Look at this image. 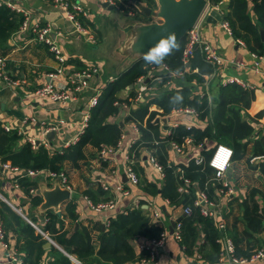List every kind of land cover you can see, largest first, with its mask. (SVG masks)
I'll return each instance as SVG.
<instances>
[{"label": "crops", "instance_id": "0c3cea01", "mask_svg": "<svg viewBox=\"0 0 264 264\" xmlns=\"http://www.w3.org/2000/svg\"><path fill=\"white\" fill-rule=\"evenodd\" d=\"M0 1L3 2L0 6L5 5L21 14L19 9H27L32 23H50L52 26L56 34L55 37L62 45L67 57L64 74L50 79L56 87L67 84L66 76L71 69L84 68L93 64L99 67V73L92 76L89 86L84 88L76 98L56 101L37 96L33 93L34 88L49 80L45 73L56 66V61L47 45L43 42L33 41L30 32H24L21 36L11 35L7 39L9 47L5 52L7 57L5 70L6 72L7 70L18 72L19 76L17 77L20 78V83L12 86L0 78V122L21 127L24 131L21 133L14 129L20 135L17 145L27 141L28 134H33L41 139L44 124L48 122L60 126V132L55 133L51 139L52 148H60L66 140L70 141L69 144L76 142L88 124L87 121L86 126L82 129L85 114L88 111L91 114L92 109L97 105L91 108L88 106V101L94 92L98 89L102 92L122 72L144 59V56L134 55L129 51V45L136 33L135 26L144 22L162 20L156 14L157 0H123L121 2L123 9L117 10L104 5V2L100 0H67L81 4L88 12L86 16L80 14L79 19L95 34L96 41H92L84 33L74 30L73 23L64 16L61 7L55 5L51 0ZM8 1L12 6H8L6 3ZM139 2L151 6L154 12L150 15L146 14L138 8ZM212 4V10H217L224 19L226 13L231 12L229 0H220L218 3ZM131 11L132 14H130ZM248 11L254 19L256 15L251 0H248ZM208 15L201 22L202 36L218 54L225 58V61L216 66L214 72L205 74L204 81L200 82L189 81L182 71H178L172 74L167 82L162 83L161 76L167 72L161 66L163 62L159 65H152L147 75L142 77V84L146 87L142 91V98H138L137 95L132 98L129 105L126 102L120 103V111L112 117L123 128L122 137L117 147L107 146L98 150L93 144L88 143L85 146L86 156L79 160L78 166L72 165L69 160L63 161V168L67 169L69 187L63 184L60 186L70 190V197L61 202L58 207L45 210L39 207L43 197L38 191L42 188L52 187L56 183V179L44 174L33 177L37 183L34 193L38 192L41 196V202L38 205H33L27 192L14 182L17 174L2 169L0 164V219L5 229L4 244L0 243V264H18L9 256L12 249L17 251L16 254L19 257L25 253L21 246L25 247L26 245L27 247L29 235L24 229V221L34 228L35 233H41L44 238L41 245L43 252L38 257V264H83L76 255L69 253L57 241L58 236L69 238L80 231L87 232L94 245V253L88 256L90 264H113L103 260L98 254L100 235L108 229L111 218L116 217L120 212L126 213L133 207L143 208L151 220L162 224L169 231V235L163 245L152 248V259L137 258L123 264H264V258L244 263L233 262L229 257L208 258L205 254L212 253L213 249L208 243L205 246L202 245L204 235L198 237L192 250L188 252L181 240L170 234L173 222H178L177 219L181 220L187 213L183 205L172 204L159 192L150 193L142 188V181L156 183L160 189L164 183V175L148 160L151 148L141 147L139 157L131 155L139 173L140 182L131 184L126 177L125 166L131 159L129 155L132 145L143 138V130L139 127L138 121L147 127L148 118L146 114L143 121H140L128 118L127 115L133 109L149 104V111H159L154 122L158 124L159 131L163 135L169 134L172 128L181 124L186 126L192 124L201 131L207 132L203 141L186 145L182 151L174 148L172 142L169 143L167 159L170 163L187 164L195 157L198 148L203 159L206 160L202 152L203 146L213 150L219 142L229 144L233 148L232 162L226 172L225 179L233 185L234 191L230 195L224 196L217 190L214 200L217 213L215 219H223L230 233L237 232L242 237L241 246L264 244V229L254 235L247 233V223L244 217L247 203L250 205L258 203L261 211L264 212V165H262L264 154L260 153L264 149V56L256 58L252 54L254 51L257 52L256 49L252 48L246 39L243 38L245 44L237 42L238 37L233 33L231 25V31H228L223 26L222 20L210 21ZM128 25L131 27L132 33L129 31ZM259 33L262 42H264L263 26H259ZM254 39L252 37L253 42H255ZM255 47H259V44H255ZM124 51H128V55ZM233 60L244 61L246 67L237 66ZM234 76L240 80L228 81L229 77ZM133 83L132 87H130V83L126 88L121 89L118 95L121 98H126L131 89L139 94L141 91L138 86L139 81ZM186 84L194 85L195 94L207 97L210 107L205 117L201 116L194 107L192 108L195 111L192 112L177 111L179 108H176L169 113H163V108L158 103L150 102L153 98H161L168 91ZM229 84H237L247 89L250 96L247 106L244 105L246 98L238 101L236 108H239V121L242 124L234 123L235 130L231 143H228L224 136L218 137L220 129L229 122L224 119H216L223 97V88ZM223 116H230V111L227 109ZM157 118L160 120L157 121ZM165 118H167V122L163 121ZM239 143L247 144V153L241 157L236 156L234 150L235 146L240 145ZM31 147L36 148L37 146L31 145ZM254 148L259 154L251 159L249 155ZM193 185L198 194L200 190L196 184ZM101 187L106 192L104 196L111 194L116 199L115 207L97 211L91 206L92 200L86 191L91 190L93 195L99 197ZM34 193L29 192V194ZM69 200L76 204V217H72L66 209ZM46 210H50L56 217L54 223L45 232L41 226L46 222ZM155 211L159 213V217L154 216ZM17 214L21 216L23 222L17 220ZM228 232L226 230L230 236ZM48 238L52 243H47ZM129 242L135 254L140 257L142 250L145 249L142 247V243H146L147 238L141 235L133 236ZM32 247L35 248V244H32ZM147 251L151 253L150 250ZM35 255L34 250L32 257ZM64 257H67L68 260Z\"/></svg>", "mask_w": 264, "mask_h": 264}, {"label": "trees", "instance_id": "16d2710c", "mask_svg": "<svg viewBox=\"0 0 264 264\" xmlns=\"http://www.w3.org/2000/svg\"><path fill=\"white\" fill-rule=\"evenodd\" d=\"M219 1L211 0L212 3H218ZM251 1L256 15L254 19L248 11V0H229L231 12L226 13L225 19L229 21L233 33L238 38L242 37V39H246L248 44L256 49L258 53H264V42H262L259 33V26L264 27V0ZM22 19L23 15L21 13L5 5L0 6V56H5V63L7 61L5 52L9 47L7 39L18 28ZM252 37L256 39H254L255 42L252 41ZM185 41L186 36L171 54L164 59L163 62L167 63L170 69L162 74V83L167 82L171 75L178 71H182L187 80H195L197 82L204 81L205 74H210L215 71L217 65L205 58L204 51L200 45L195 46L189 62L185 63L182 60ZM255 44H259V47H255ZM152 65L156 64H148L144 59H141L133 64L131 68L122 72L114 81H111L102 90L97 105L91 111L84 132L74 143L61 146L57 149H49L42 143H39L36 148H32L27 141L17 145L20 135L15 130L5 131L0 124V162L8 161L12 165L19 166L23 169L46 168L56 173L63 172L68 182L67 169L63 168V161L69 160L72 165L78 166L79 160L86 156V144L91 143L98 150L107 146L112 148L117 147L122 137L123 128L112 117L120 111V103L126 102L129 105L131 104L132 98L138 95L134 89L129 91V96L126 98H121L118 93L121 89L126 88L128 84L137 82L140 77L146 76ZM7 72L11 76H19L18 72H10L9 70ZM194 89V85L186 84L168 91L161 98H153L150 102L158 103L163 108V113H169L172 109L190 106L194 107L200 112L201 116L205 117L210 107L208 99L207 97L195 94ZM242 98H246L244 105L247 106L250 100L247 89L237 84H229L223 88V97L216 119H224L229 122L218 133V137L224 136L228 143H231L230 141L233 137L235 130L234 123L238 122V124H242L239 121V108H236L238 101ZM227 109L230 111V116L224 117L223 114ZM158 113V110L149 111L148 104L133 109L127 115L128 118L138 119L140 121H143L146 114L148 115L147 127H144L137 120L139 127L143 130V138L132 145L130 155L139 157L141 147L151 148L158 162L162 165V173L164 175V183L161 189L153 182L145 183L142 181L141 186L146 192H159L162 196L168 198L172 204L183 205L184 208L191 206V213H187L180 220L182 244L190 252L198 237L204 235L202 245L205 246L208 243L213 249L212 253L208 252L205 256L218 259L221 257L222 252V243L219 240L222 235V230L218 227L215 217L204 215L201 212L200 206L195 205V201L199 196L193 185L196 184L198 190L205 191L210 200L216 199V192L220 187V182L214 178L213 168L209 165L212 149L210 150L203 146L202 152L206 160L203 159L201 163H196L194 158L188 161L187 164L170 163L167 159V147L169 143L173 141L182 143L187 136H191L194 144H197L203 141L207 132L201 131L198 127H188L181 124L172 128L169 134L163 135L159 131L158 124L154 122L159 115ZM248 130L250 131V128ZM234 150L235 155L241 157L247 153V144L243 143V145L235 146ZM260 153L264 154V149ZM258 154L257 149L254 148L249 156L252 159V157H257L256 155ZM133 165L135 168V163ZM262 165H264V162ZM187 178L191 183L188 187L189 192L184 193L179 190V187L184 184ZM15 182L27 192L30 197V202L33 205H38L41 202V196L38 192L34 194H29L28 192L30 188H37V183L28 175H16ZM100 190L99 197L93 195L91 190L86 191L92 202L97 203L113 197L111 194L104 196L106 192L102 187ZM66 209L72 217H76V204L72 200L67 202ZM45 214L46 222L41 226V229L46 232L54 223L56 216L50 210H46ZM244 217L247 223V233L254 235V233L264 229V212L261 211L258 203H253L252 205L247 203ZM16 218L18 221L23 222L20 215L17 214ZM23 223L29 239L27 241V247L26 245L25 247L21 246V249L25 253L22 256L20 255V258L25 263L38 264V257L43 252L41 245L44 242V238L41 233H35L34 228L29 223L25 221ZM225 228L224 232L226 230L227 232L229 231L228 233L234 242V254L237 257H250L256 248L263 245L251 244L243 247L240 245L242 237L237 232L230 233L227 225ZM166 231V228L162 224L151 220L143 208H130L126 213L120 212L116 217L111 218L108 229L100 235V249L98 250V254L100 258L105 261H110L113 264H123L126 261L137 258L147 259L150 256V252L145 251V249L142 250L140 257L135 254L129 242L131 237L141 235L145 236L147 240H150L160 237ZM57 239L65 250L76 255L83 264H90L88 256L94 253V245L87 232L80 231L69 238L58 236ZM32 244H35V248L32 247ZM34 250L36 255L32 257ZM64 258L68 260L67 257Z\"/></svg>", "mask_w": 264, "mask_h": 264}, {"label": "built area", "instance_id": "2783aa9c", "mask_svg": "<svg viewBox=\"0 0 264 264\" xmlns=\"http://www.w3.org/2000/svg\"><path fill=\"white\" fill-rule=\"evenodd\" d=\"M55 5L61 7L62 12L64 16L70 20L74 25V30L84 33L88 38L92 41H96L95 34L86 26L82 24V22L79 19V15H87L88 12L84 10V7L79 3H73L69 2L67 0H51ZM102 2H107L108 4L112 5L116 9H123L121 2L123 0H100ZM3 2L0 1V4ZM8 6H12V4L8 1L6 2ZM5 3V4H6ZM213 4L211 3V0H207V4L201 13L198 21L188 30L186 34V41L183 48V54H182V60L185 63H188L190 60V57L192 56L194 52V48L196 45H200L204 51L205 58L217 66L222 64V62L225 61V58H223L220 54H218L212 47V45L202 36L201 32V22L203 19L207 17L208 14H210L212 10ZM218 7V5H216ZM19 11L23 14V19L20 22L19 27L13 31V36H21L24 32H30L32 34V40L43 42L48 45L49 50L52 52L53 57L56 61V66L45 73L47 77H49V80L37 88L33 90V93L37 96L45 97L49 100H56V101H65L70 98H76L77 95L90 84V79L94 74L99 73V67L97 65H89L84 68H77V69H71L67 74V84L62 87H56L53 83L52 78L57 77L58 75H62L65 72L66 66H67V57L64 49L62 48V45L58 42L57 38L55 37V31L53 30L50 23H39V22H31L30 13L27 9L21 8ZM133 12L131 11L130 14ZM222 24L223 26L228 30L231 31L230 24L227 20H225L222 17ZM237 42L240 44H245V41L241 38L237 39ZM256 58H263L264 53H252ZM237 66H243L246 67V64L242 60H233ZM258 63V62H256ZM162 68L165 70H169L170 67L167 63L163 62L161 64ZM143 77V76H142ZM142 77L139 78L140 90L138 94V98H142V91L146 89V87L142 84ZM0 78H2L5 82L12 86H16L20 83V78L17 76H11L8 74L5 70V56H0ZM239 81L240 79L237 76L229 77L228 81ZM101 90H96L94 94L90 97L88 101L89 108L95 106L98 103L99 95ZM185 110L187 112L195 111L192 107L186 106L185 108H179L177 111ZM89 111L84 116V122L82 124V129L86 126L88 118H89ZM2 128L5 131H11L16 130L18 132H24L22 131L21 127H15L8 123L4 124L3 122H0ZM188 127L192 126V124H187ZM49 131H54L55 133L60 132V126L56 123L48 122L47 124H44V127L42 129V138L33 135L28 134L26 136L27 141L33 146L36 147L39 143H42L43 145L47 146L49 149L52 148L51 140L47 139L46 133ZM70 143L69 140H66L61 146H66ZM174 148H176L178 151H182L186 145H192L193 144V138L191 136H187L182 143L178 142H172ZM60 146V147H61ZM233 148L226 143L219 142L217 143L212 152L211 156L209 158V165L213 168L215 174L214 178L220 182L219 191L224 196L230 195L234 191V187L230 182L225 179L226 172L229 169L232 157H233ZM130 156V160L126 163V173L128 180L131 184H138L140 182V176L133 165V156ZM195 161L200 163L203 161V156L200 154L199 148L196 149L195 153ZM148 160L155 168H157L162 173V165L158 162L156 156L153 154L152 151L148 153ZM1 167L4 170H10L16 173L17 175H28L31 179L33 177H36L38 175H46L48 177H51L53 179H56V182L59 184L66 185L67 184L66 176L63 172H53L51 170H48L46 168H28L23 169L19 166L12 165L10 162L5 161L1 162ZM163 174V173H162ZM15 180V179H14ZM15 182V181H14ZM16 183V182H15ZM191 181L187 178L185 179L184 184L180 185L179 190L181 192H188L189 185ZM17 184V183H16ZM108 187L107 185L105 186ZM30 193L35 192V188L29 189ZM199 198L195 201V205L200 206L201 212L204 215L207 216H213L216 217V202L214 200H210L206 194L205 191H199L198 193ZM116 205V199L114 197L109 198L107 200H102L97 203L91 202V206L97 210V211H103L109 208H113ZM192 207L187 206L185 207L186 213H191ZM155 217H159V213L157 211L154 212ZM217 220V219H216ZM218 227L222 230V235L219 238L220 242L222 243V252L221 257H229L233 262L238 263H244L249 260H259L264 258V244L256 248L253 252V254L250 257H237L234 254V242L225 231L226 223L223 219L217 220ZM177 239L181 240V223L180 221L176 222L174 232L172 233ZM169 235V231L167 230L164 232L160 237L152 238L150 240H147L146 243H142V247L150 250V256L147 258L148 260L153 258L152 254V248L155 246H161L164 244L165 239ZM5 239V229L3 227V222L0 219V243L4 244ZM9 256L11 259L18 262V264H28L22 261V259L16 254V251L12 249ZM146 260V259H145Z\"/></svg>", "mask_w": 264, "mask_h": 264}, {"label": "water", "instance_id": "95a60500", "mask_svg": "<svg viewBox=\"0 0 264 264\" xmlns=\"http://www.w3.org/2000/svg\"><path fill=\"white\" fill-rule=\"evenodd\" d=\"M157 3L158 10L156 11V14L162 20L144 22L135 26L136 33L129 45V51L131 54L144 56L162 38H166L170 34H175L177 45H179L182 39L186 36L188 30L198 21L207 4V0H157ZM104 5L113 8V6L107 2H104ZM137 5L139 9L148 15L154 12V9L151 6H148L143 2H139ZM216 19L222 20V16L217 10L213 9L208 15V20L214 22ZM133 85L134 83H131L130 87ZM140 85L139 82L138 86ZM159 120L160 118H157V121ZM163 121L167 122V118L163 119ZM121 125H123L122 122ZM54 136V131L46 133V137L49 140ZM38 192L43 197V201L39 205L42 210L51 207H58L61 202L70 197V190L66 187H61L58 182L52 187L42 188ZM179 220L180 218L177 219V221ZM175 225L176 222H173L170 227V234L174 232ZM48 242H51L49 238L47 239V243Z\"/></svg>", "mask_w": 264, "mask_h": 264}, {"label": "clouds", "instance_id": "9594fccd", "mask_svg": "<svg viewBox=\"0 0 264 264\" xmlns=\"http://www.w3.org/2000/svg\"><path fill=\"white\" fill-rule=\"evenodd\" d=\"M175 34H170L166 38H162L154 47H152L145 55L144 60L148 64H161L164 59L171 54L177 47Z\"/></svg>", "mask_w": 264, "mask_h": 264}, {"label": "rangeland", "instance_id": "374dc122", "mask_svg": "<svg viewBox=\"0 0 264 264\" xmlns=\"http://www.w3.org/2000/svg\"><path fill=\"white\" fill-rule=\"evenodd\" d=\"M115 9V8H114ZM115 10H117V9H115ZM119 11V10H118ZM128 24H130V23H128ZM129 26V25H128ZM128 29H129V31L132 33V29H131V27L129 26L128 27ZM130 35V34H129ZM127 55H128V51H124Z\"/></svg>", "mask_w": 264, "mask_h": 264}, {"label": "bare ground", "instance_id": "6f19581e", "mask_svg": "<svg viewBox=\"0 0 264 264\" xmlns=\"http://www.w3.org/2000/svg\"><path fill=\"white\" fill-rule=\"evenodd\" d=\"M134 37V36H133Z\"/></svg>", "mask_w": 264, "mask_h": 264}]
</instances>
